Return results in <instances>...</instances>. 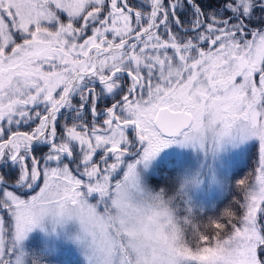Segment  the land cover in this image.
I'll return each mask as SVG.
<instances>
[{
	"label": "snow or ice",
	"instance_id": "1",
	"mask_svg": "<svg viewBox=\"0 0 264 264\" xmlns=\"http://www.w3.org/2000/svg\"><path fill=\"white\" fill-rule=\"evenodd\" d=\"M61 253L264 264V0H0V264Z\"/></svg>",
	"mask_w": 264,
	"mask_h": 264
},
{
	"label": "rangeland",
	"instance_id": "2",
	"mask_svg": "<svg viewBox=\"0 0 264 264\" xmlns=\"http://www.w3.org/2000/svg\"><path fill=\"white\" fill-rule=\"evenodd\" d=\"M254 167V158H243L232 161L231 168L236 172V175L233 177V184L235 183V180L245 177L249 171L254 169ZM232 195L240 198V193L235 188H233ZM228 199H231V197H229ZM226 203L227 200H224L223 203L219 205V207H223V204ZM60 259L66 261L67 264H78L79 262V257L75 254L69 255L67 253H61Z\"/></svg>",
	"mask_w": 264,
	"mask_h": 264
}]
</instances>
